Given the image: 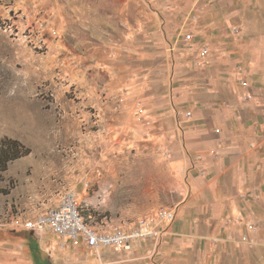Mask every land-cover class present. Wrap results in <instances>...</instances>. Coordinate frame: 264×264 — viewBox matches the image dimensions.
<instances>
[{
	"label": "rangeland",
	"instance_id": "rangeland-1",
	"mask_svg": "<svg viewBox=\"0 0 264 264\" xmlns=\"http://www.w3.org/2000/svg\"><path fill=\"white\" fill-rule=\"evenodd\" d=\"M132 1L0 0V143L16 140L26 154L0 174V232L10 238L24 232L19 220L56 207L67 191L86 222L104 229L133 227L185 196L146 103L171 79L155 59L142 74L124 47ZM252 10L248 19L264 22V0ZM64 11L80 22L72 31L61 30ZM38 20L41 36L27 37ZM147 52L160 58L158 48ZM255 258L264 264V251Z\"/></svg>",
	"mask_w": 264,
	"mask_h": 264
},
{
	"label": "crops",
	"instance_id": "crops-1",
	"mask_svg": "<svg viewBox=\"0 0 264 264\" xmlns=\"http://www.w3.org/2000/svg\"><path fill=\"white\" fill-rule=\"evenodd\" d=\"M253 4L254 0L126 3L132 14L124 44L127 53L138 55L137 61L145 66L142 74L155 59L171 79L168 88L158 89L146 103L157 112L170 161L185 177V196L169 207L176 219L162 224L167 233L158 245L146 240L126 253L108 248L97 252L83 241L74 243L53 232L39 236L24 228L13 239L0 232V264L254 263L255 255L264 251V22L246 16L253 15ZM56 13L61 12L54 9ZM75 18L64 11L61 30L79 26ZM206 45L210 54L202 58ZM151 47L158 48L159 59L150 57ZM156 216L157 211L152 217ZM249 224L256 229L249 231ZM47 234L59 238L57 247L44 242Z\"/></svg>",
	"mask_w": 264,
	"mask_h": 264
},
{
	"label": "built area",
	"instance_id": "built-area-1",
	"mask_svg": "<svg viewBox=\"0 0 264 264\" xmlns=\"http://www.w3.org/2000/svg\"><path fill=\"white\" fill-rule=\"evenodd\" d=\"M193 19L198 20V16L194 15ZM44 28L45 22L38 20L35 27L28 24L24 33H29L26 35L27 37L37 36L39 38ZM192 38V34L186 36L187 41L192 40ZM209 54L210 47L206 45L202 49L201 56L205 58ZM242 85L248 87L247 82H242ZM187 116L189 117V114ZM176 215L175 210L163 207L157 211L156 218L145 217L137 221L133 227L104 229L101 226H91L86 222L81 214L77 194L74 191H67L58 206L26 220L23 223V228L39 236L53 232L74 243L83 241L86 246L97 252L108 248L119 253H126L132 251L138 241L153 240L158 245L167 233V230L162 228V224L174 222ZM247 228L249 231L256 229L252 224H249ZM247 240L248 237L245 236L243 241Z\"/></svg>",
	"mask_w": 264,
	"mask_h": 264
},
{
	"label": "trees",
	"instance_id": "trees-1",
	"mask_svg": "<svg viewBox=\"0 0 264 264\" xmlns=\"http://www.w3.org/2000/svg\"><path fill=\"white\" fill-rule=\"evenodd\" d=\"M20 143L16 140L4 139L0 143V174L8 170V163L24 155L20 152Z\"/></svg>",
	"mask_w": 264,
	"mask_h": 264
}]
</instances>
